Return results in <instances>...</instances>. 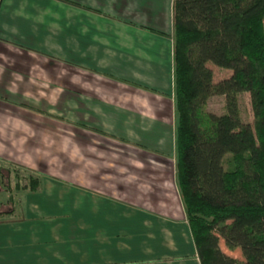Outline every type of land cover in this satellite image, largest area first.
<instances>
[{
    "label": "crops",
    "instance_id": "1",
    "mask_svg": "<svg viewBox=\"0 0 264 264\" xmlns=\"http://www.w3.org/2000/svg\"><path fill=\"white\" fill-rule=\"evenodd\" d=\"M173 3L0 0V264H201L176 176ZM63 11L64 61L44 48Z\"/></svg>",
    "mask_w": 264,
    "mask_h": 264
},
{
    "label": "trees",
    "instance_id": "2",
    "mask_svg": "<svg viewBox=\"0 0 264 264\" xmlns=\"http://www.w3.org/2000/svg\"><path fill=\"white\" fill-rule=\"evenodd\" d=\"M173 40L177 185L200 262L264 264V0H174ZM209 63L232 75L215 82ZM213 95L226 113L208 110Z\"/></svg>",
    "mask_w": 264,
    "mask_h": 264
},
{
    "label": "rangeland",
    "instance_id": "3",
    "mask_svg": "<svg viewBox=\"0 0 264 264\" xmlns=\"http://www.w3.org/2000/svg\"><path fill=\"white\" fill-rule=\"evenodd\" d=\"M61 1H66L67 0H61ZM4 6L2 5L3 9ZM43 13H47L45 12L46 10H42ZM71 15L68 13V11H63V13H55L54 14V30H48L49 34L47 36L46 33V38L48 37L50 43H47L46 46H44V48L46 49V51L49 53L48 57L49 59H55V60H62L64 61L66 59V56H68L67 54V50L66 48H68V40L67 39H63V43L66 44V48L64 47V44H62L61 42V38L65 33L63 31H65V29L68 27L69 22H70V17ZM47 23H45L46 25L49 24V20L50 19H45ZM44 20V21H45ZM67 34L69 33L68 30H66ZM65 41V42H64ZM64 59V60H63ZM63 65V64H62ZM209 66L213 69L214 72V81L218 82L220 80H223L225 78H229L232 75V71L229 69H224V68H220L212 63H209ZM67 71V70H66ZM46 77H47V73H46ZM50 83V79L47 77L45 80V86L47 87ZM45 102L46 105H49V102L52 103L54 101V94L51 93H46L45 94ZM50 106V105H49ZM61 109L64 108L63 103H61V107H59ZM240 109H241V115H242V119L245 122H252L253 121V112H252V107H251V102H250V95L249 93H245L242 94L240 97ZM208 110L216 113V114H224L227 112V108H226V97L224 95H213L210 97L209 102H208ZM69 111L66 110H62L59 111L57 109L51 108L50 109V113L48 112V114H50L51 116H55L58 118H62L65 119V123H68L67 120H69ZM62 128L64 129H68L69 126L66 124L65 126H62ZM20 171V170H19ZM22 173V172H21ZM18 176L20 177L21 174H18ZM25 180H28V178H26V176H23V179H21V182L24 183ZM220 245L222 247V249H225L226 251H228L229 253H231L234 257H237L239 259H244L242 252L239 248L234 249L229 251L228 248L225 246L224 240L221 239L220 241Z\"/></svg>",
    "mask_w": 264,
    "mask_h": 264
}]
</instances>
